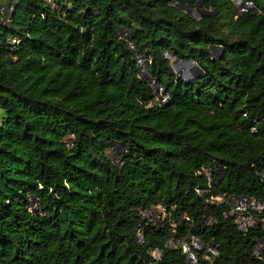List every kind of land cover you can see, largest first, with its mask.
Masks as SVG:
<instances>
[{
  "label": "trees",
  "instance_id": "1",
  "mask_svg": "<svg viewBox=\"0 0 264 264\" xmlns=\"http://www.w3.org/2000/svg\"><path fill=\"white\" fill-rule=\"evenodd\" d=\"M235 1L0 0V264H183L187 234L264 264L208 202L264 198V0Z\"/></svg>",
  "mask_w": 264,
  "mask_h": 264
},
{
  "label": "built area",
  "instance_id": "2",
  "mask_svg": "<svg viewBox=\"0 0 264 264\" xmlns=\"http://www.w3.org/2000/svg\"><path fill=\"white\" fill-rule=\"evenodd\" d=\"M51 7H54L52 0H44ZM250 6V5H249ZM11 43H16L15 40H10ZM165 100V96L159 98L160 102ZM259 178L264 181V173L259 175ZM208 202H223L225 208L222 215L228 216L233 225L241 232L248 230H256L259 235L253 238V246L251 253L258 260L264 262V198L256 199L246 195H224L219 194L209 198ZM147 212L151 214H160L159 220L155 217H150L154 225H160L164 218V208L162 206L152 207ZM212 221L210 216H203L200 223L202 225L209 224ZM166 247L178 248L183 255V264H218V250L213 243H204L199 235L187 234L185 237L178 240L167 238L165 241ZM151 255L155 260L160 259V252L156 249L151 250Z\"/></svg>",
  "mask_w": 264,
  "mask_h": 264
},
{
  "label": "rangeland",
  "instance_id": "3",
  "mask_svg": "<svg viewBox=\"0 0 264 264\" xmlns=\"http://www.w3.org/2000/svg\"><path fill=\"white\" fill-rule=\"evenodd\" d=\"M10 8H4L3 9V12L4 14H7L8 11H9ZM241 10V7L240 6H237V12ZM187 13L193 17H197L198 15H200L201 13H203V10L201 9V7H189L188 10H187ZM214 53L217 52V50H213ZM173 65V63H171ZM139 67H140V72L142 73L143 71V65L140 64L139 62ZM174 71L178 72L179 74H183V75H190L191 74V71L190 68L188 67H185V66H182V65H176L175 68H173ZM121 151V148L119 146H116L113 148V150L111 151H107V155L113 159L117 156V154H119V152ZM160 214H154V213H150V212H143L141 213V217L142 218H148L150 219V217H155L156 221L159 220V217Z\"/></svg>",
  "mask_w": 264,
  "mask_h": 264
},
{
  "label": "water",
  "instance_id": "4",
  "mask_svg": "<svg viewBox=\"0 0 264 264\" xmlns=\"http://www.w3.org/2000/svg\"><path fill=\"white\" fill-rule=\"evenodd\" d=\"M235 4H236V5H240V6H242L240 11H242L245 7H247V6L250 5V4H247V3H241L239 0H236V1H235ZM180 8H181L183 11L187 12V10H188L189 7H187V6H181ZM11 11H12V8H11ZM206 13L209 14V11L206 10ZM176 65H182V66L188 67V68H190V69L194 66V64H193L191 61H184V62H178V61H175V62H173L172 67L175 68ZM140 76H141V77L143 76V77L147 78L146 68H145V67L143 68V71H142V73H141ZM194 79H195V78H194ZM151 83L153 84L155 94H158L159 97H162V96L164 95V93L161 92V94H159L160 88H158V86H157V82H156V81H151Z\"/></svg>",
  "mask_w": 264,
  "mask_h": 264
}]
</instances>
